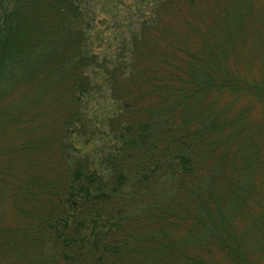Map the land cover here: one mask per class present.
<instances>
[{"label":"trees","instance_id":"1","mask_svg":"<svg viewBox=\"0 0 264 264\" xmlns=\"http://www.w3.org/2000/svg\"><path fill=\"white\" fill-rule=\"evenodd\" d=\"M140 2L109 67L77 0H0V264H264L262 4ZM97 67L119 108L82 153Z\"/></svg>","mask_w":264,"mask_h":264},{"label":"rangeland","instance_id":"2","mask_svg":"<svg viewBox=\"0 0 264 264\" xmlns=\"http://www.w3.org/2000/svg\"><path fill=\"white\" fill-rule=\"evenodd\" d=\"M77 2L87 9L93 19L88 43L90 51L98 55L99 62L110 67L119 60H127L125 59L128 55L127 40L130 32L146 15V4L140 0H77ZM258 4H262L260 14L264 20V1L258 0ZM260 29L264 36V23ZM89 73L96 86L84 104L89 134L76 142L77 150L82 153H96L106 146V141H110L107 118L114 115L119 108L118 103L110 96L109 85L102 68L91 69ZM0 211L6 218L11 216L9 208L5 205L0 207Z\"/></svg>","mask_w":264,"mask_h":264}]
</instances>
